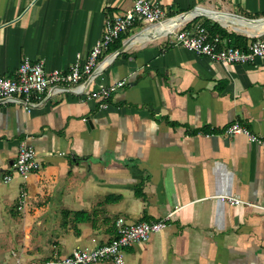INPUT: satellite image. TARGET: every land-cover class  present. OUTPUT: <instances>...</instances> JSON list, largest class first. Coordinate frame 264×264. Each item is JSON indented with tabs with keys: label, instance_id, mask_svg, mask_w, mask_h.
Instances as JSON below:
<instances>
[{
	"label": "crops",
	"instance_id": "crops-1",
	"mask_svg": "<svg viewBox=\"0 0 264 264\" xmlns=\"http://www.w3.org/2000/svg\"><path fill=\"white\" fill-rule=\"evenodd\" d=\"M134 1L0 0V76H15L25 58L69 70L87 59L106 18ZM151 1L166 23L138 24L121 48L112 43L87 85L127 82L105 106L75 86L44 92L30 112L0 103V264L15 240L16 262H40L110 243L120 218L165 217L164 230L126 249L125 264H264V149L227 134L239 122L264 138V58L225 65L176 40L202 24L221 46L246 50L264 33V0ZM182 15L178 28L158 32ZM23 142L41 168L5 182Z\"/></svg>",
	"mask_w": 264,
	"mask_h": 264
},
{
	"label": "built area",
	"instance_id": "built-area-1",
	"mask_svg": "<svg viewBox=\"0 0 264 264\" xmlns=\"http://www.w3.org/2000/svg\"><path fill=\"white\" fill-rule=\"evenodd\" d=\"M166 15V10L151 0H135L131 8L124 13L106 18L102 36L92 48L87 59L82 61L81 55H78L76 63L67 71L47 72L43 62L33 63L29 58H25L15 76H0V103L18 104L30 112L34 106V99L39 98V95L44 92L52 90L56 94H61L67 90V87L75 86L74 90L78 94L100 101L105 106L111 96L118 89L124 87L127 82L123 80L114 85H99L96 89H87L88 83L95 76L99 59L104 51L112 43L133 31L138 24L156 26L166 23ZM176 40L188 51L225 65H248L264 58V33L257 35L246 50L230 45L221 46V39L219 37L211 38L208 30L202 24L181 29L176 33ZM227 134L231 136L244 135L251 143L264 149V138L242 126L239 122L230 125ZM40 168L36 149L27 142H23L19 147L14 164V173L7 175L4 181H12L15 174L23 182H26ZM27 197L28 194L23 191L18 204L19 210L25 207ZM211 198L230 206L260 208L234 195L218 194ZM168 220L169 217H165L153 222L130 224L120 218L115 223L114 238L106 245L90 250L75 249L67 255L55 254L54 257L40 262L26 263L23 260H18L16 264H98L105 261L125 264L126 249L137 243L148 241L152 235L164 230L168 226Z\"/></svg>",
	"mask_w": 264,
	"mask_h": 264
},
{
	"label": "bare ground",
	"instance_id": "bare-ground-1",
	"mask_svg": "<svg viewBox=\"0 0 264 264\" xmlns=\"http://www.w3.org/2000/svg\"><path fill=\"white\" fill-rule=\"evenodd\" d=\"M190 16H183L182 17H179L177 18L176 20L168 23V24H164L163 26H161L159 29H158V32H162V31H173V29H175V27L179 26L183 21L187 20ZM184 24V23H183ZM155 28V27H154ZM178 28V27H177ZM176 28V29H177ZM153 29V28H152ZM155 30V29H154ZM157 31V30H156ZM166 34V33H165Z\"/></svg>",
	"mask_w": 264,
	"mask_h": 264
},
{
	"label": "rangeland",
	"instance_id": "rangeland-1",
	"mask_svg": "<svg viewBox=\"0 0 264 264\" xmlns=\"http://www.w3.org/2000/svg\"><path fill=\"white\" fill-rule=\"evenodd\" d=\"M15 243H13L14 245H12V246H10V252H8V254H7V260H6V264L8 263V264H16V259H15V257L12 255V251L13 250H16L17 249V245H16V242H18L17 240H15L14 241ZM25 247H28L27 245H24V248ZM0 252H1V250H0ZM3 258H4V256H3ZM27 263H34V262H32V261H29V262H27Z\"/></svg>",
	"mask_w": 264,
	"mask_h": 264
},
{
	"label": "trees",
	"instance_id": "trees-1",
	"mask_svg": "<svg viewBox=\"0 0 264 264\" xmlns=\"http://www.w3.org/2000/svg\"><path fill=\"white\" fill-rule=\"evenodd\" d=\"M206 27H207V25H206ZM215 37H219V36L218 35L211 36V38H215ZM121 40H122V38L120 40H118L116 43L114 42L115 43L114 48H113L114 51L122 47Z\"/></svg>",
	"mask_w": 264,
	"mask_h": 264
},
{
	"label": "water",
	"instance_id": "water-1",
	"mask_svg": "<svg viewBox=\"0 0 264 264\" xmlns=\"http://www.w3.org/2000/svg\"><path fill=\"white\" fill-rule=\"evenodd\" d=\"M192 15H193V17H196L197 16V13H196V11H194L193 13H192ZM184 16V15H183ZM88 161V160H87Z\"/></svg>",
	"mask_w": 264,
	"mask_h": 264
}]
</instances>
